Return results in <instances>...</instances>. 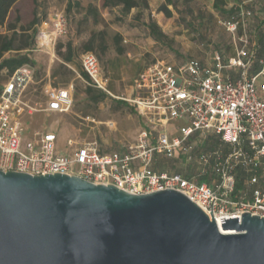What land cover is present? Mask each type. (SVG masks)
<instances>
[{
  "label": "built area",
  "instance_id": "2783aa9c",
  "mask_svg": "<svg viewBox=\"0 0 264 264\" xmlns=\"http://www.w3.org/2000/svg\"><path fill=\"white\" fill-rule=\"evenodd\" d=\"M252 15L241 9L224 24L234 31ZM47 21H44L45 23ZM42 23V24H43ZM40 29V28H39ZM67 31V16L55 14L51 30L39 32V44H55ZM236 54L224 62L198 58L183 63L158 60L133 80L131 93L118 97L130 103L142 120L137 142L126 151L102 153L98 139H89L61 152L58 134L37 130L28 135L21 113L35 108L26 100L34 70L24 65L5 82L0 93V169L33 175L66 173L96 184H113L132 194L175 189L197 203L221 224V218L250 212L264 217V61L260 72L250 73L255 49L243 36ZM88 84L109 95L108 79L93 52L81 55ZM237 69V76L232 70ZM73 85H46L47 112H66L73 104ZM195 136L208 138L194 143ZM183 156L182 171L156 170L157 157ZM210 176V182H200Z\"/></svg>",
  "mask_w": 264,
  "mask_h": 264
},
{
  "label": "water",
  "instance_id": "95a60500",
  "mask_svg": "<svg viewBox=\"0 0 264 264\" xmlns=\"http://www.w3.org/2000/svg\"><path fill=\"white\" fill-rule=\"evenodd\" d=\"M184 193L0 169V264H264V217L221 225Z\"/></svg>",
  "mask_w": 264,
  "mask_h": 264
},
{
  "label": "rangeland",
  "instance_id": "374dc122",
  "mask_svg": "<svg viewBox=\"0 0 264 264\" xmlns=\"http://www.w3.org/2000/svg\"><path fill=\"white\" fill-rule=\"evenodd\" d=\"M69 1L73 0H21L11 16L14 21L16 13H19L20 23L27 25L37 9L46 15L50 26L56 13L63 12L67 16L65 36L50 47H35L31 52V57L36 61L35 78L28 88L26 100L35 110L21 113L29 136L37 130L54 131L58 134L57 143L61 152L71 151L89 139H98L106 151H123L136 143L142 120L129 106L117 105L116 100L131 93L133 80L141 71L158 60L180 62L196 57L212 63L216 54L234 56L243 36L253 40L251 34L254 33V22L264 16V0H225V8L243 6L252 9V15L231 31L224 24L228 18L214 7L215 0H176V8L169 6L173 9L171 18L158 12L165 0H148V8L142 9L139 17H136L139 9L133 8L125 15L121 6L103 7V0H82L80 7L68 11ZM90 5L99 9V22L94 21V16L87 15ZM151 18L166 33L165 39L158 41L152 36L147 26ZM0 31L4 32L6 28L0 27ZM94 31L105 33L107 50L98 58L108 79L109 90L114 95L98 105L86 100L84 84L76 72L68 83L62 82L65 69L59 66L63 60L58 54V43L72 40L80 55L83 42ZM116 34L122 36L118 43ZM55 71L56 76L53 75ZM6 80L4 73L0 77V88ZM259 81L264 82V75L260 76ZM48 84L53 87L73 85V104L68 111L43 110L47 100L45 87ZM204 141L205 136L194 137V143L201 144ZM156 167L169 171L185 170L188 163L182 155L176 159L159 156Z\"/></svg>",
  "mask_w": 264,
  "mask_h": 264
},
{
  "label": "trees",
  "instance_id": "16d2710c",
  "mask_svg": "<svg viewBox=\"0 0 264 264\" xmlns=\"http://www.w3.org/2000/svg\"><path fill=\"white\" fill-rule=\"evenodd\" d=\"M20 1L21 0H0V27L6 28V31L4 32L0 31V77L2 76V74L6 73L7 80L17 68L22 67L24 65H28L33 68L34 78H35L36 61L31 57V52L35 47L40 48L38 46V35L40 32L39 28L42 25V23L46 21L45 19L46 15H42L37 9L34 10L33 18L27 25H22L20 23L21 15L19 13H16V16L13 21L11 16L16 11V6ZM81 1L82 0L69 1L67 5V10L71 11L74 7H80ZM225 4H226L225 0L214 1V7L218 9V11L221 14L225 15L228 18L226 21H234L236 15L241 11L242 8L245 10L252 11V9L243 6L240 7L232 6L230 8H225ZM170 5H173L174 8H176L177 7L176 0H165L159 6L158 12H161L166 17L171 18L173 16V9L169 7ZM114 6H121L122 12L125 15H128L133 8L139 9L136 15V17H139L142 9L148 8V0H103V7H114ZM87 15L94 16L95 22L100 21L99 9L94 5H90L88 7ZM238 25L241 26L242 23H239ZM147 26L150 29L152 36L156 40L161 41L167 37L166 33L161 29L159 24L154 19L151 18L150 21L147 23ZM253 30L254 33L251 34L253 40L249 39L248 49L249 50L255 49V59L250 68V73L256 74L261 71L264 61V16L262 18H257V20H255ZM65 34L60 36L56 40L55 44L57 43L58 40L63 38ZM121 38L122 36L120 34L115 35V40L117 43L121 40ZM63 48H65V51H62ZM77 48L78 47L74 45L72 40H69L67 43H62V42L58 43V54L63 60L59 66L65 69V73H63L64 77L62 79V82L68 83L76 72L78 74V77L82 80L84 84V93L86 95V100L94 105H98L101 102H103L107 97H111V95L87 83L90 81V78L82 68L81 55L85 52L90 51L93 52L97 57L98 56L100 57L101 54L105 53V51L107 50V43H106L104 31H100V32L94 31L90 35V37L83 42L81 46L82 53L80 55L78 51L79 49ZM117 48L121 50V47L117 46ZM7 53H13V54L6 55ZM232 56L223 55L222 59L224 62H227L229 58H231ZM192 58H196V57L188 58L185 61ZM200 60L203 63H206L202 59ZM185 61H180L177 63H183ZM75 66H78V69H75ZM53 75L56 76L57 72L55 71ZM2 88L3 86L0 88V93L2 91ZM116 103L119 106H123V105L129 106L131 110L137 113L135 108L125 100L119 99L116 100ZM208 140H209L208 138H205L203 144H206ZM126 150L127 149L123 150V152ZM114 151H122V150H114ZM101 152L109 153L113 151H106L102 146ZM176 171H182V170H176ZM199 180L200 182H205V181L210 182V176H203Z\"/></svg>",
  "mask_w": 264,
  "mask_h": 264
},
{
  "label": "crops",
  "instance_id": "0c3cea01",
  "mask_svg": "<svg viewBox=\"0 0 264 264\" xmlns=\"http://www.w3.org/2000/svg\"><path fill=\"white\" fill-rule=\"evenodd\" d=\"M50 30H51V26H50L49 21L43 23V24L40 26V32H42V33H47V32L50 31ZM43 40H46V44H45V45L39 44V47H50V45H54V44H52V43H49V41H47V39H43ZM231 72H232V74H233L234 76H237V75H238V73H237V69H234V70H232ZM158 160H159V157H157V160L153 163V167H154L156 170H163V169H161V168H159V167H156V163H157Z\"/></svg>",
  "mask_w": 264,
  "mask_h": 264
},
{
  "label": "bare ground",
  "instance_id": "6f19581e",
  "mask_svg": "<svg viewBox=\"0 0 264 264\" xmlns=\"http://www.w3.org/2000/svg\"><path fill=\"white\" fill-rule=\"evenodd\" d=\"M221 225V224H220Z\"/></svg>",
  "mask_w": 264,
  "mask_h": 264
}]
</instances>
